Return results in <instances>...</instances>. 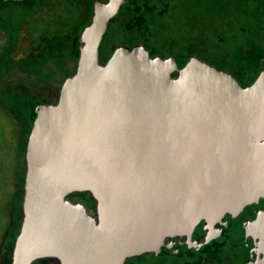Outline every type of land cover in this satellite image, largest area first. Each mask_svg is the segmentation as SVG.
<instances>
[{
    "label": "water",
    "instance_id": "95a60500",
    "mask_svg": "<svg viewBox=\"0 0 264 264\" xmlns=\"http://www.w3.org/2000/svg\"><path fill=\"white\" fill-rule=\"evenodd\" d=\"M116 1L82 32L58 102L37 110L13 264H125L264 198V68L242 86L197 56L179 67L143 43L102 64ZM73 193H88L95 214ZM247 233L264 252V209Z\"/></svg>",
    "mask_w": 264,
    "mask_h": 264
},
{
    "label": "flooded vegetation",
    "instance_id": "af4514ba",
    "mask_svg": "<svg viewBox=\"0 0 264 264\" xmlns=\"http://www.w3.org/2000/svg\"><path fill=\"white\" fill-rule=\"evenodd\" d=\"M112 1L71 0L72 9L64 14L59 0H0V109L11 121V142L24 158L37 110L42 104L58 102L64 81L77 71L82 32L92 25L97 8L100 6L106 15ZM169 2L122 0L117 4V12L107 21L99 45L100 63L105 64L120 46L133 48L143 43L152 57L173 58L179 67L197 56L232 73L242 86L256 79L264 68V0H251L257 4L254 32L235 47L231 56L219 59H214L198 38L179 45L172 38L156 37L154 19L171 10ZM65 22L67 27L62 25ZM242 31L246 33V29ZM69 198L95 214L96 206H91L93 200L88 193H73ZM262 209L264 198L245 206L237 215L226 214L212 226L201 221L190 240L187 236L167 238L170 246L164 245L159 253H145L125 264H143L145 256L169 260L170 264H264L259 239L247 233V227ZM22 221L21 206L17 220H10L1 239L0 264H13ZM32 264L61 263L55 257H41Z\"/></svg>",
    "mask_w": 264,
    "mask_h": 264
},
{
    "label": "rangeland",
    "instance_id": "374dc122",
    "mask_svg": "<svg viewBox=\"0 0 264 264\" xmlns=\"http://www.w3.org/2000/svg\"><path fill=\"white\" fill-rule=\"evenodd\" d=\"M169 1L171 10L154 19L156 37L172 38L179 45H184L185 40L198 38L204 41L214 59L231 56L235 47L256 29L253 12L257 4L251 0ZM69 2L71 0H59L64 14L72 9ZM62 25L67 27L68 22ZM242 28L246 29V33H243ZM12 131L11 121L0 109V242L10 220H17L24 198L25 158L11 142ZM143 259V264H170L169 260L158 261L153 256Z\"/></svg>",
    "mask_w": 264,
    "mask_h": 264
},
{
    "label": "trees",
    "instance_id": "16d2710c",
    "mask_svg": "<svg viewBox=\"0 0 264 264\" xmlns=\"http://www.w3.org/2000/svg\"><path fill=\"white\" fill-rule=\"evenodd\" d=\"M92 201V200H91ZM92 207L96 206L95 202L92 201V204H91Z\"/></svg>",
    "mask_w": 264,
    "mask_h": 264
}]
</instances>
